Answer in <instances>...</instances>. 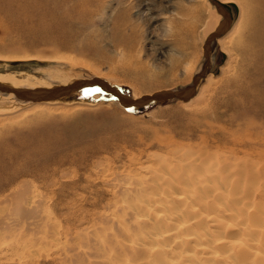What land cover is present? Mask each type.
Segmentation results:
<instances>
[{"label": "rangeland", "instance_id": "1", "mask_svg": "<svg viewBox=\"0 0 264 264\" xmlns=\"http://www.w3.org/2000/svg\"><path fill=\"white\" fill-rule=\"evenodd\" d=\"M211 1L0 0V81L16 88L101 78L141 98L183 90L203 72L195 97L208 86L206 103L176 100L138 110L97 89L48 104L0 90L2 113L20 114L0 121V197L23 182L35 186L46 201L43 208L61 222L64 242L67 221L76 223L113 203L108 173L163 154L169 143H212V135L226 137L244 125L243 117L264 122V110L237 89L251 87L254 79L240 77L235 65L224 73L231 58L220 41L224 35L211 43L207 66L204 46L224 21ZM214 1L228 11L230 29L242 22V8L254 10L247 0ZM46 247L34 264L58 263L61 249Z\"/></svg>", "mask_w": 264, "mask_h": 264}, {"label": "bare ground", "instance_id": "2", "mask_svg": "<svg viewBox=\"0 0 264 264\" xmlns=\"http://www.w3.org/2000/svg\"><path fill=\"white\" fill-rule=\"evenodd\" d=\"M247 2L254 10L242 8V22L220 39L231 57L224 73L235 65L254 79L237 89L264 110V0ZM207 89L186 103H206ZM12 114L0 110V121L20 115ZM255 117L226 137L212 135V143H169L163 154L108 173L113 203L67 221L64 242L40 190L23 182L0 197V257L34 264L45 245L61 249L57 264H264V122Z\"/></svg>", "mask_w": 264, "mask_h": 264}, {"label": "water", "instance_id": "3", "mask_svg": "<svg viewBox=\"0 0 264 264\" xmlns=\"http://www.w3.org/2000/svg\"><path fill=\"white\" fill-rule=\"evenodd\" d=\"M212 4L218 9V11L223 15L224 21L218 28V30L213 33L207 40L204 50L205 57L207 60V66L209 65V53H210V45L213 40L219 38L224 35L230 29V17L228 15V11L222 4L217 1L212 0ZM204 77V72L197 75L193 79V85L187 87L180 91H161L154 93L152 95H146L141 98H133L128 96L122 92V90L118 87L111 85L109 82L99 79L93 78L88 80H78L73 81L65 86H58L53 88H40V89H23L16 88L7 83L0 82V90L11 93L15 95L19 100L29 103H49L54 101H59L62 99L69 98L83 90L87 89H97L103 92L106 95L113 96L116 98L120 105L128 110H138L158 104H163L169 101H182L188 102L193 97H195L196 92L198 90V86L201 80Z\"/></svg>", "mask_w": 264, "mask_h": 264}]
</instances>
